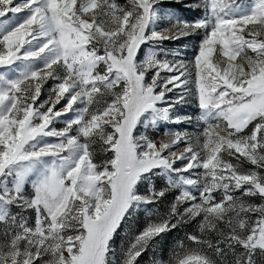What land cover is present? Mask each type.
<instances>
[{
  "label": "snow or ice",
  "instance_id": "snow-or-ice-1",
  "mask_svg": "<svg viewBox=\"0 0 264 264\" xmlns=\"http://www.w3.org/2000/svg\"><path fill=\"white\" fill-rule=\"evenodd\" d=\"M162 3L0 0V264H264V0Z\"/></svg>",
  "mask_w": 264,
  "mask_h": 264
},
{
  "label": "rangeland",
  "instance_id": "rangeland-1",
  "mask_svg": "<svg viewBox=\"0 0 264 264\" xmlns=\"http://www.w3.org/2000/svg\"><path fill=\"white\" fill-rule=\"evenodd\" d=\"M168 2H173V4H169V5H163L162 6L169 10V11H175L178 15H181V16H184L185 18H191L192 17V12L190 11H187L184 9L183 7V4L184 3H187L188 0H183V2L181 4H177L174 2V0H167ZM182 7V8H180ZM180 9H183L180 11ZM182 43H185V44H189L191 45L192 43H195V41H191V40H186V41H183ZM191 54H192V49L191 47L188 48L187 52H186V55L188 57H191ZM180 107V113L181 115H193L194 113H196L198 110L196 108V104L195 103H188V104H185V105H182V106H179ZM59 126V125H58ZM189 130L191 131L192 129L189 128ZM163 130L161 129V132ZM185 231H187V229H182V230H179L177 232H173L171 233L168 237H166V241H167V244L165 245V254L167 255L168 252L170 251L171 247L173 246V244L175 243L176 239L177 238H182L184 236V233ZM126 235V233H124L123 231L121 232V237L123 238L124 236ZM121 244V240L118 239L117 240V246H119ZM152 253L149 252L148 254H146L142 260H141V264H149V259L151 257Z\"/></svg>",
  "mask_w": 264,
  "mask_h": 264
},
{
  "label": "trees",
  "instance_id": "trees-1",
  "mask_svg": "<svg viewBox=\"0 0 264 264\" xmlns=\"http://www.w3.org/2000/svg\"><path fill=\"white\" fill-rule=\"evenodd\" d=\"M163 5H169V4H173V2H168L167 0H163V3H162ZM180 8H182V7H180ZM181 10H183V9H180V11Z\"/></svg>",
  "mask_w": 264,
  "mask_h": 264
}]
</instances>
